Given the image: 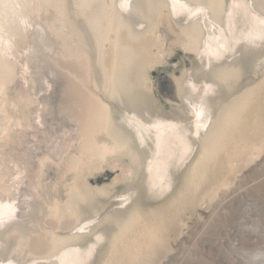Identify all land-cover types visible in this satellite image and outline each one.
<instances>
[{"label": "bare ground", "instance_id": "1", "mask_svg": "<svg viewBox=\"0 0 264 264\" xmlns=\"http://www.w3.org/2000/svg\"><path fill=\"white\" fill-rule=\"evenodd\" d=\"M175 48L164 110L149 72ZM56 83L75 135L41 130L28 172ZM263 152L264 0H0V264H163Z\"/></svg>", "mask_w": 264, "mask_h": 264}, {"label": "rangeland", "instance_id": "2", "mask_svg": "<svg viewBox=\"0 0 264 264\" xmlns=\"http://www.w3.org/2000/svg\"><path fill=\"white\" fill-rule=\"evenodd\" d=\"M191 61L190 55L175 48L166 61L149 72L153 96L164 110H170L169 100L173 101L174 97L170 77L176 75L181 67H187ZM50 89L48 94L40 95H47L45 107L51 112L50 115L43 117L41 125L36 123L35 129L27 128L24 133L27 135L24 145L26 155L20 159L28 162V172L34 169L38 155L46 150L38 140L41 130L51 134L65 130L66 138L75 135L76 124L56 113L60 95L58 84ZM61 126L64 127L59 131ZM31 133H36V137L30 136ZM24 148L15 147L13 154L17 153L14 156L19 157L20 150ZM124 163L125 160L119 161L114 168L99 172L91 178V183L109 184L121 173ZM48 174H54L52 168ZM238 175L230 189L221 192L211 204L199 207L197 213L187 220L182 233H177L171 240L173 250L163 264H264V152ZM19 188L20 201L26 199L23 195L26 188L21 183Z\"/></svg>", "mask_w": 264, "mask_h": 264}]
</instances>
